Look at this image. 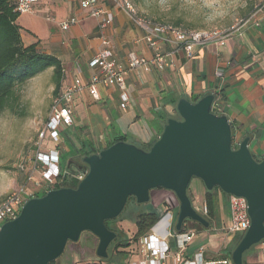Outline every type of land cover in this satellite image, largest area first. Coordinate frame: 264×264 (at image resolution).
<instances>
[{"label":"water","instance_id":"obj_1","mask_svg":"<svg viewBox=\"0 0 264 264\" xmlns=\"http://www.w3.org/2000/svg\"><path fill=\"white\" fill-rule=\"evenodd\" d=\"M213 100V94L194 104L179 99L178 119L167 120L148 151L120 141L83 157L87 173L76 188L31 198L16 219L2 225L0 264H49L84 232L98 240L96 256L106 259L116 235L104 222L117 218L129 197L139 205L149 203L154 190L176 197V231L184 221L207 229L209 222L194 211L187 194L193 178L208 192L218 188L246 200L250 226L230 257L243 264V254L264 241V159L255 161L248 137L233 148L230 123L211 112Z\"/></svg>","mask_w":264,"mask_h":264},{"label":"crops","instance_id":"obj_2","mask_svg":"<svg viewBox=\"0 0 264 264\" xmlns=\"http://www.w3.org/2000/svg\"><path fill=\"white\" fill-rule=\"evenodd\" d=\"M77 2L40 0L34 14L42 17L48 14L55 18L44 39L35 36L42 52L61 61L65 76L61 90L75 77L84 81L90 78L94 71L88 63L101 48L96 21L80 10ZM102 5L113 15V24L106 30V35L117 62L125 64L131 51L150 58V51L141 41V31L128 15L112 0H102ZM245 9L241 11L243 19L248 15L243 12ZM71 17L75 18V24L70 30L61 31L57 22ZM255 22L258 27H254ZM170 49L171 46L163 47L164 51ZM126 93L125 109L120 108L119 91L114 87L98 86L97 99L87 90L74 96L71 126H60L55 142L47 135L41 147V152L46 154L58 151V170L62 175L70 167L73 171L78 170L79 164L74 163L73 158L81 156L83 149L101 151L121 137L135 146L148 144L158 137L166 120L175 116L174 100L193 95L219 96L222 115L227 117L231 126L232 144L248 137L252 156L264 159V15L250 19L247 25L234 31L224 46H194L190 58L178 50L175 66L171 69L129 72ZM70 146L74 153L66 168H62L61 153L63 148ZM199 192L194 188L190 190L193 198H199ZM257 249L245 254L247 264L255 251L259 252L256 255H259L260 264H264V243Z\"/></svg>","mask_w":264,"mask_h":264},{"label":"built area","instance_id":"obj_3","mask_svg":"<svg viewBox=\"0 0 264 264\" xmlns=\"http://www.w3.org/2000/svg\"><path fill=\"white\" fill-rule=\"evenodd\" d=\"M40 0H16L15 12L19 15L36 14V8ZM122 9L133 24L141 31L145 47L150 51L151 57L144 58L136 52L127 54L126 63L120 64L115 59L113 47L110 44L106 30L113 24V15L107 11L102 0H78L77 6L85 14L94 19L97 23L100 39V50L89 61L88 67L94 73L87 81L81 77H75L67 84L60 94L52 100L50 113L45 126L39 134L38 148L35 155V164L42 169V177L52 186L60 172L58 170L59 153L50 151L49 154L41 152V147L46 136L54 142L58 139V129L60 126L69 127L72 124L73 115V98L77 93L87 90L89 94L97 99V87L104 88L114 87L119 91L120 108L125 109L128 102L126 93V78L129 72L136 69L144 71L158 70L164 71L175 66V53L182 50L190 58L194 46L219 45L224 46L228 38L234 31L248 24L250 19L264 15V2L254 7L250 17L240 19L234 26L228 29L213 31H195L187 30L182 26H173L172 24L154 22L143 15H139L134 9L130 0H112ZM44 20L48 23L55 22V18L46 15ZM76 22L74 17L63 21H58V27L61 31L70 30ZM258 22L254 27H258ZM171 46V49L164 51L163 47ZM222 103L220 97L216 96L211 105V112L215 115L222 114ZM239 141L233 147H237ZM86 170L77 171L72 175L78 183L85 177ZM68 174V173H65ZM64 174V175H65ZM170 193V192H169ZM25 186H20L9 193L0 203V229L3 224L17 218L23 205L30 199L25 198ZM228 210L230 214L229 222L226 228L222 229L228 236L244 235L250 226V219L247 213V202L242 197L227 196ZM194 211L207 222V229L196 228L190 225L191 221H184L180 231L175 230L176 220L173 221L169 208H165L159 217L157 224L149 230L148 233L141 236L137 241L134 250L124 264H233L231 258L221 257L209 259L205 246H197L190 251V244L196 234L205 233L207 236L210 232L217 231L215 223L209 217L207 206L200 201L191 202ZM174 208H177V206ZM161 223V224H160ZM173 237L174 253L166 241V238Z\"/></svg>","mask_w":264,"mask_h":264},{"label":"rangeland","instance_id":"obj_4","mask_svg":"<svg viewBox=\"0 0 264 264\" xmlns=\"http://www.w3.org/2000/svg\"><path fill=\"white\" fill-rule=\"evenodd\" d=\"M130 1L139 15L170 24L179 22L181 26H190L195 31L231 28L240 19H243L241 11L246 6L249 7L250 4H253L257 7L264 2V0ZM16 24L21 29L24 43L28 44L29 41L36 39L37 36L39 39H44L48 35V28L53 23L46 22L41 15L23 14L19 15ZM51 75L52 71L49 69L29 80L25 86L18 90L13 106L0 113V203L9 193L22 185L25 186L24 197H30V199L35 198L33 197L35 193H40L52 187L47 185L48 183L42 177L41 167L39 165L36 166L34 162L39 144V134L42 132L50 113L53 90ZM174 115V117L178 118L177 113ZM72 153L74 151L71 146L66 149L63 148L61 153L62 168H66ZM192 188L199 190V193H201L199 198H193L192 196V200L204 203L205 189L202 182L193 178L189 185V192ZM216 192L213 199L217 215L213 223L216 222L218 216L223 227L218 228L216 226L217 231L210 232L208 236L205 233L196 234L192 244L189 246L190 251L197 246H205L209 259L221 258L225 250H233L235 247L234 241L231 242L233 237L222 231V229L227 227L230 218L227 196L220 191ZM171 206L173 208L170 213L173 215V221H175L178 214V208H174V206H177L176 197L164 190H154L151 193L149 203L141 206L138 210L139 212H154L160 217L163 210ZM135 207L133 201L128 202L121 216L115 222V227L119 232H122L125 238H129L134 232ZM166 241L172 250L170 254H173V237L166 238ZM97 244L98 240L93 235L84 232L76 243H67L64 252L57 259L58 263L124 264L128 261V255L122 258V256L116 254L111 256L109 261L100 262V259L95 254ZM253 250L258 249L254 247ZM255 252L259 254L258 251ZM250 253L254 252L251 250ZM255 255L249 257L250 264H260L259 255H256V258H252Z\"/></svg>","mask_w":264,"mask_h":264},{"label":"trees","instance_id":"obj_5","mask_svg":"<svg viewBox=\"0 0 264 264\" xmlns=\"http://www.w3.org/2000/svg\"><path fill=\"white\" fill-rule=\"evenodd\" d=\"M15 3L16 0H0V113L3 112L7 108H11L16 101V94L18 90H20L25 84L35 78L36 76L42 74L43 72L51 69L52 71V99L50 102V106L52 100L56 98L61 92L62 81L64 78V71L61 61L52 54H46L39 49V40H36L34 43L25 44L22 39L21 29L16 24V20L19 17V14L15 12ZM253 5L250 4L247 9L243 12L247 15L245 18H248L253 13ZM157 22V21H154ZM165 23V22H160ZM167 24V23H166ZM170 24V23H168ZM173 26H181L179 22L172 23ZM183 27V26H182ZM187 30H192L190 26H185ZM207 95V94H206ZM205 96V95H204ZM203 95H193L191 97H181L194 104L199 99H201ZM216 95L214 94V98ZM219 97V96H218ZM180 98V99H181ZM221 99V98H220ZM178 100H174V104L176 107ZM176 112V110H175ZM222 115V114H220ZM178 116V115H177ZM174 119H178L177 117H170ZM167 122V120H166ZM165 122V124H166ZM163 128L158 132V137L162 133ZM157 137V138H158ZM155 138L148 144H144L141 146H137L138 148L143 149L144 151H148L151 145L157 140ZM125 141L123 137L116 139L109 146L113 145L116 142ZM90 145V144H89ZM236 148V147H233ZM99 150L89 149L82 150L81 159L85 156H90L93 154H97ZM255 161H260L254 158ZM81 161V160H80ZM81 164H79L80 166ZM68 174L62 175L59 174L56 183L52 185L48 190H44L42 192L35 193L33 197L39 198L44 195L49 190H57L61 188H76L78 182L72 178V174L74 171L68 168ZM216 191H220L218 188H214L211 191H204L203 202L207 206L209 210V217L214 221L216 217L215 211V201L213 199L214 195H216ZM221 192V191H220ZM222 193V192H221ZM187 194L189 196L190 201L192 202V195L189 192V187L187 190ZM226 196V195H225ZM133 201L135 203V212L136 215L134 217V232L129 238H125L122 232L118 231L115 227L116 220L121 216L128 202ZM126 205L120 215L113 219L107 220L104 222L105 226L108 230L115 233L116 238L110 243L107 252L106 259H100V262L109 261L111 256L120 255L122 258H125L126 255H130L134 250V247L139 240V238L146 233L149 232L151 228H153L157 222L159 221V216L154 212L141 211L139 212V208L144 205H139L136 203L135 198L129 197L127 199ZM191 226L196 228H201L199 224L194 222H189ZM215 226L218 228H222L223 224L220 221V218L217 216ZM243 235H235L231 239V242L234 241V246L240 242ZM261 242L258 245L251 247L247 252L243 254V264H247L245 260V254H247L250 250H253L254 247H260ZM234 247V249H235ZM128 250H127V249ZM126 249V250H124ZM226 249V248H225ZM233 249V250H234ZM233 250H225L224 254L221 257L230 258ZM119 256V257H120ZM49 264H59L58 260L50 262Z\"/></svg>","mask_w":264,"mask_h":264},{"label":"flooded vegetation","instance_id":"obj_6","mask_svg":"<svg viewBox=\"0 0 264 264\" xmlns=\"http://www.w3.org/2000/svg\"><path fill=\"white\" fill-rule=\"evenodd\" d=\"M73 160H74V163L81 164L80 166H78V167L81 168V169H79V170H77V171H80V170H86V169H87V167L82 163V161H80V160H81V157H80V156L77 155V158H73ZM77 171H74L73 174H75ZM73 174H72V175H73ZM72 175H71V176H72Z\"/></svg>","mask_w":264,"mask_h":264},{"label":"bare ground","instance_id":"obj_7","mask_svg":"<svg viewBox=\"0 0 264 264\" xmlns=\"http://www.w3.org/2000/svg\"><path fill=\"white\" fill-rule=\"evenodd\" d=\"M161 224V223H160Z\"/></svg>","mask_w":264,"mask_h":264}]
</instances>
